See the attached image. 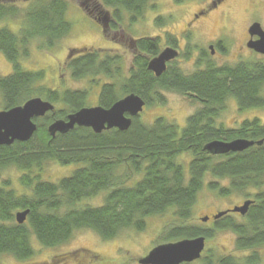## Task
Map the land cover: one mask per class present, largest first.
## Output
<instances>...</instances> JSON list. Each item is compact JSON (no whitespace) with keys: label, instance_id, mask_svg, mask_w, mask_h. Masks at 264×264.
<instances>
[{"label":"trees","instance_id":"trees-1","mask_svg":"<svg viewBox=\"0 0 264 264\" xmlns=\"http://www.w3.org/2000/svg\"><path fill=\"white\" fill-rule=\"evenodd\" d=\"M93 3L98 9L114 10L110 23L114 30L120 29L122 10L136 21L150 3V7L156 6L152 0ZM68 10V0H0V21L21 22L17 31L0 29V51L12 65L11 73L0 76L3 109L21 106L35 97H45L60 106L36 119L38 129L29 140L0 145V178L6 169L15 167L23 172L20 182L25 187L20 192L11 187L10 180L0 179V264L7 255L17 260L32 257L34 239L42 246L56 247L68 242L77 230L89 229L110 240L126 230H144L148 217L168 210H172L176 222L163 231L164 243L199 236L210 239L218 231L229 230L236 235V250L249 251L237 256L209 249L200 259L183 264H263L264 123L253 118L244 119L236 127H226L218 119L232 99L240 111L264 107V61L242 60L219 66L210 59H201L204 67L192 73H184L174 63L156 76L148 64L150 58L161 53V40L141 37L134 48L133 68L124 76L122 56L73 48L67 62L72 77L95 78L91 81L100 86L98 105L104 108L131 93L141 96L146 106L161 103L164 92L186 95L201 106L182 128L163 117L146 124L139 116L125 131L113 128L96 133L89 127L76 126L53 136L48 131L50 124L86 107L91 89L60 91L47 87L41 83L44 71L26 70L22 58L29 56L33 42L39 41L40 48L50 49L71 33ZM166 42L177 45L170 34ZM98 76L111 80L101 83ZM236 139L255 144L226 154H212L205 149L213 141ZM185 155L191 156L187 166L180 161ZM53 161L78 167L56 182L43 179L42 171ZM207 175L217 179L210 180L208 187L221 196L235 192L249 196V188L259 189L247 213L240 215L241 221L232 214L214 218L218 211L212 216V228L202 224L211 216L202 217L198 225L191 222ZM222 180L228 183L221 185ZM102 193V205L79 206L83 200ZM24 210L30 213L20 224L16 214Z\"/></svg>","mask_w":264,"mask_h":264},{"label":"rangeland","instance_id":"rangeland-1","mask_svg":"<svg viewBox=\"0 0 264 264\" xmlns=\"http://www.w3.org/2000/svg\"><path fill=\"white\" fill-rule=\"evenodd\" d=\"M15 1L22 3L25 0ZM210 1L212 2V0H152V3L156 5L155 8L150 7V3L144 15L136 21H132L130 14L122 10L120 29L114 30L110 24L105 33L103 21L100 20L99 22L98 18H102L106 12H109L113 17L114 10L112 8L98 9L93 0H87V2L86 0H68V19L72 23L71 33L59 45L50 49L40 48L39 41L33 42L30 54L28 57L22 58V64L26 70H43L45 76L41 79V83L47 87L60 91L66 88L91 89L86 107H92L98 105L100 86L92 84L91 80L95 78L86 77L76 80L72 77L67 62L70 59V50L73 48L118 53L124 60V76L129 75L134 58L135 49L131 40L137 41L141 37L159 36L161 49H164L167 44V32L179 39L177 42L181 48V55L176 64L187 74L204 67V64L199 65L201 59H210L219 66L233 65L242 60L264 61V55L248 49L245 44L248 25L259 22L264 27V0H224L215 9L210 8ZM201 9H206V15H199L198 18L193 19V15L199 14ZM19 21L1 20L0 29L9 27L17 31L21 27ZM221 41L225 48L219 46ZM210 45H213L214 54L212 55L210 54ZM242 46L246 48L243 49ZM202 53H205L204 56ZM11 71V63L0 51V76H6ZM96 79L101 80V83L103 80H111L105 76H98ZM43 99L46 100L45 97ZM2 102L3 99L0 94V110L3 109ZM200 106L199 101H195L186 95L164 92V102H154L145 106L140 115V120L146 124H152L159 117H163L168 122L177 123L182 128L187 124L188 118ZM55 107L60 106L55 104ZM253 118H259L264 123V107L240 111L232 99L228 102V107L222 112L218 122L226 127H236L244 119ZM190 160V155L180 158L181 163L185 166ZM77 167V164H63L53 161L48 163L42 171V178L56 182L73 173ZM22 174L21 170L12 167L6 169L0 179L10 180L11 187L22 192L25 190L20 182ZM137 177L135 175V179ZM213 178L215 177L211 175L206 176L205 186L194 207V214L191 219L194 224H201L202 217H212L218 211L243 205L245 200L253 199V194L259 192V189L249 188V191L247 190L249 196L237 192L229 196H221L208 187L210 180H217ZM227 183V180L221 181V185ZM104 197L105 194L102 193L93 198L85 199L79 206L102 205ZM232 215L235 220L241 221L239 215ZM175 222L172 210H168L164 214L148 217L144 230H126L110 240H104L95 231L89 229L77 230L68 242L56 247L42 246L34 239L35 254L32 257L26 260H17L7 255L2 258L1 264H140L139 260L145 257L153 247L164 243L163 231ZM202 224L206 228H212L213 217L209 222ZM235 239L236 235L232 231H218L213 238L207 239L205 250L214 249L219 253H233L237 256L249 253V251L236 250ZM260 251L264 264V247Z\"/></svg>","mask_w":264,"mask_h":264},{"label":"water","instance_id":"water-1","mask_svg":"<svg viewBox=\"0 0 264 264\" xmlns=\"http://www.w3.org/2000/svg\"><path fill=\"white\" fill-rule=\"evenodd\" d=\"M107 22V19H106ZM252 36L258 35V40H251L248 47L264 55V29L256 22L250 28ZM213 49V47L211 46ZM213 51V50H212ZM178 51L172 47L165 48L158 56L149 61L148 69L156 76H161L167 69V65L178 56ZM146 101L138 94L131 93L115 102L110 108L101 105L83 107L70 113L66 119H58L48 127L51 135L67 133L76 126L89 127L96 133L117 128L127 130L135 117H139L144 111ZM55 110V105L43 99L35 97L25 104L0 111V145H12L16 141L29 140L38 129L36 119L44 117ZM258 142V144H260ZM255 144L247 139H236L231 142L213 141L205 146L212 154H226L240 152ZM253 201L246 200L243 205L218 212L214 218H220L229 212H239L245 215ZM30 210H24L16 214L18 223L27 220ZM204 221L208 220L204 218ZM206 248V237L186 238L176 242H168L155 246L150 252L139 260L140 264H183L191 263L202 257Z\"/></svg>","mask_w":264,"mask_h":264},{"label":"flooded vegetation","instance_id":"flooded-vegetation-1","mask_svg":"<svg viewBox=\"0 0 264 264\" xmlns=\"http://www.w3.org/2000/svg\"><path fill=\"white\" fill-rule=\"evenodd\" d=\"M224 0H217V1H215V0H212V2L210 1L209 2V5H210V8H213V9H215V8H218V6L220 5V3H222ZM200 13L198 14V13H195L194 15H193V19H196V18H198L199 17V15H206V9L205 10H200L199 11ZM100 13H102V12H100ZM99 13V14H100ZM99 20V22H100V20H102L103 21V29H104V32L106 33L107 31H108V26L110 25V23H111V21H112V17H111V14L109 13V12H106L104 15H103V17L102 18H98ZM106 19H107V22H106ZM192 19V20H193ZM191 20V21H192ZM199 20V19H198ZM197 21V20H196ZM256 23V22H255ZM259 23V22H258ZM194 24V23H193ZM254 24V23H253ZM252 24V25H253ZM261 24V23H260ZM252 25H248L247 26V28H246V33H247V41H246V47L248 48V49H252V48H250V47H248V43L253 39V40H257L258 38H259V36L258 35H254V36H252L251 35V33H250V28H251V26ZM107 26V27H106ZM193 26V25H192ZM261 27L264 29V27L262 26V24H261ZM166 36H167V34H166ZM158 38H159V36H158ZM176 40L177 41H179V39H178V37H176ZM131 42H132V45L134 46V48H136L135 46H136V40H131ZM211 46L213 47V45H210L209 46V48H210V54L212 55V54H214L213 53V49L211 48ZM219 46H223V42L221 41L220 42V44H219ZM167 47H172V48H174V49H176L177 51H178V56H177V58L176 59H174V60H172L171 62H169L168 63V65H167V68L169 67V66H171V65H173L174 63H175V65L177 66V64H176V61L178 60V57L181 55V48H180V45L178 44V42H177V45L174 47L173 45H170V44H166V47L165 48H167ZM224 47V46H223ZM245 46H242V48L243 49H245L246 48ZM164 48V49H165ZM225 48V47H224ZM252 50H254V49H252ZM162 51H163V48H162ZM161 51V52H162ZM118 54V53H117ZM203 54H205V53H202V55ZM119 55V54H118ZM202 55H201V57H202ZM71 55H69V57H70ZM121 56V55H120ZM204 56V55H203ZM122 61H123V59H122ZM201 64L203 65V64H205V61L204 60H202L201 61ZM130 68H133V62H132V66L130 67ZM167 70V69H166ZM130 71V70H129ZM246 201V200H245ZM252 201H254V199L252 200ZM243 204V203H242ZM252 205V204H251ZM236 206H241V205H236ZM235 207V206H234ZM250 208V207H249ZM230 209H232V208H230ZM226 210H228V209H226ZM227 214H236V215H241V213H239V212H229V213H227ZM226 214V215H227ZM208 220H210V219H208ZM206 251V250H205Z\"/></svg>","mask_w":264,"mask_h":264},{"label":"bare ground","instance_id":"bare-ground-1","mask_svg":"<svg viewBox=\"0 0 264 264\" xmlns=\"http://www.w3.org/2000/svg\"><path fill=\"white\" fill-rule=\"evenodd\" d=\"M168 33H169V32H167V34H168ZM170 35H172V34H170ZM258 39H259V38H258ZM258 39H257V40H258Z\"/></svg>","mask_w":264,"mask_h":264}]
</instances>
